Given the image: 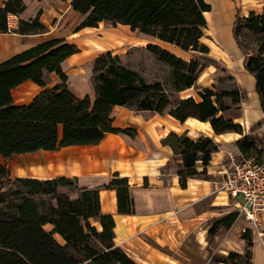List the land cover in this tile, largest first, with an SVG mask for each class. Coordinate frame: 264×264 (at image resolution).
I'll use <instances>...</instances> for the list:
<instances>
[{"label": "trees", "instance_id": "16d2710c", "mask_svg": "<svg viewBox=\"0 0 264 264\" xmlns=\"http://www.w3.org/2000/svg\"><path fill=\"white\" fill-rule=\"evenodd\" d=\"M84 17L80 29L98 27L102 22L129 26L134 31L174 44L191 53L189 59L167 48L148 43L146 50L171 68L172 91L192 88L189 96H175L160 82L121 86L108 83L97 86L96 97H79L67 83L62 63L80 51L76 43L65 38H51L0 62V156L54 151L75 145H95L109 133L134 135L136 128L114 124L112 112L117 106L169 114L184 123L189 118L209 122L216 134L226 131L242 133L236 140L241 154L264 155V143L255 131L264 119L244 134L243 125L226 115L246 98L240 86L217 91L199 84L203 70L211 64L219 75L232 78L209 58L210 46L204 41L211 5L205 0H64ZM25 0L0 2V33L10 30L9 15L22 14ZM253 38V44L241 39V31ZM20 34L48 32L39 16L20 18L13 30ZM238 48L244 54L245 70L255 79V91L264 113V10L247 16L237 13L233 28ZM108 50L95 61L94 73L111 68L117 62ZM56 73L61 82L48 86L47 74ZM27 80L42 89L27 104L14 102L13 90ZM230 99V102H227ZM162 143L174 155L162 172L175 171L182 188L190 178L209 179L208 166L219 143L210 136L196 137L185 131L169 133ZM0 264H141L116 242V219L102 210V186H82L77 176L40 179L11 178L10 170L0 163ZM144 185L149 179L144 178ZM131 182L115 173L104 187L115 189L118 212L132 214L134 200ZM238 216L233 212L210 228L215 234L222 226L230 228ZM51 225V229H47ZM59 235L63 242L56 238ZM247 240L245 253L232 251L228 256L215 254L216 264H253V233L243 232Z\"/></svg>", "mask_w": 264, "mask_h": 264}, {"label": "crops", "instance_id": "0c3cea01", "mask_svg": "<svg viewBox=\"0 0 264 264\" xmlns=\"http://www.w3.org/2000/svg\"><path fill=\"white\" fill-rule=\"evenodd\" d=\"M205 1L211 5V10L206 12L208 30L210 29L213 37L222 45L226 44L229 47L234 45L233 28L237 13L247 16L251 11L263 12L264 10V0ZM26 4L27 8L19 16L9 15L11 16L10 30L0 33V62L50 39V32L54 28L39 34L24 35L14 32L20 18L31 20L39 11H43L42 20L46 23L49 18L55 17L54 26L57 27L61 17L64 16L59 13L63 4L67 6V11L76 12L71 8L69 1L64 0H33L32 4H28L27 1ZM157 41V44L184 57L186 52L176 45L158 39ZM74 55L62 63L63 70L68 76L69 88L79 97L89 95L94 99L96 90L91 79L88 80L82 75L81 69L71 64ZM247 74L250 81L255 84L254 77L248 72ZM59 82L61 80L58 76V81L48 86ZM211 85L202 84L204 87ZM41 89L32 80H27L13 90L14 102L27 104ZM30 91H35L34 95L28 101H21L20 99H25ZM253 94L257 96L256 92ZM242 105L243 101L233 105L234 108L226 115L240 122L245 134L263 120L264 116L258 111L257 117L252 121L245 111L241 114L232 113L235 109L241 111ZM127 108L131 107L117 106L112 112V117L114 124L118 127L136 128L134 135L123 132L109 133L95 145L67 146L58 151L42 150L45 152L44 160L47 163V170L39 173L47 172V176L40 179L55 178L58 176H50V174L60 173L59 176H77L81 185L102 186V210L115 216L116 242L141 264H156L158 261L161 262L160 264H168V261H170L169 264H182V261L174 254L180 251L185 252L186 246L192 244L197 245L201 250L199 251L205 254L200 256V260H190L189 264H211L212 256L217 253L223 256H228L232 251L243 254L246 250L243 232L247 229L254 233L252 262L264 264V215L261 216L257 227L253 226L244 214L239 213V207L244 202V200L241 201V196L235 199L227 190L221 188L224 176L219 171H225L230 166L232 157L240 155L236 140L243 134L235 131L216 134L209 122L196 118H189L181 123L169 114L161 115L148 110ZM137 112L142 115L139 116ZM260 116V120L257 121ZM185 131L194 137L203 134L214 138L219 143V150L212 154L211 164L208 166L210 178H190L187 187L182 188L179 175L175 171L162 172V167L174 155L172 149L164 145L162 140L171 132L181 134ZM254 134L264 143V124ZM22 171L20 170V173ZM115 173L130 179L134 200L132 214L119 213L116 190L104 187ZM145 177L149 179L148 186L144 185ZM233 212H237L238 216L230 228H225L224 232V226H222L215 234L210 232V228L216 221ZM142 233L146 234L152 242L144 240ZM164 249H168L174 257H171ZM141 250L145 251V255L151 250V261L138 259L140 255L137 251L141 253ZM158 253H161V256Z\"/></svg>", "mask_w": 264, "mask_h": 264}, {"label": "rangeland", "instance_id": "374dc122", "mask_svg": "<svg viewBox=\"0 0 264 264\" xmlns=\"http://www.w3.org/2000/svg\"><path fill=\"white\" fill-rule=\"evenodd\" d=\"M2 1L4 0H0V2ZM26 1L28 2V4H32L33 2V0ZM60 8L61 9L59 10V13L64 16L61 17V22L58 23L57 27L54 26V22L56 21L55 17L49 18L48 22L46 23L44 20H42L41 13L43 11H39L36 17L39 16L40 20L47 26L48 30H52L54 28L50 32V39L65 38L66 40L77 44L80 51L72 57L71 64L74 65V67H78L79 69H81L80 71L81 73H83L82 75H84L88 80L91 79L96 92L97 86L105 83H108L107 85L109 86H121L122 84H126L128 82L143 84L160 81L166 86L168 91L173 92L175 96H189L194 93V90L192 88L184 90L180 93L172 91L173 87L171 84L170 66L161 61H158L155 56L145 48L148 43L158 42L155 37L143 34L139 31H134L129 26L121 24L113 25L109 22H102L98 27L95 28L80 29V25L84 17L79 13L73 12L72 10L67 11V6L65 4H63ZM241 39L248 41L250 44H253L252 36L247 35V31L245 30L241 31ZM204 41L209 44L211 48L209 58L212 61H215L219 67L225 69L228 74L233 77L227 78L223 75H219L221 71L216 67V65L211 64L210 66H207L201 73L199 77V84H212L208 87H213L217 91L234 89L240 86L246 92V98L244 99L242 105L243 109L241 111L233 109L234 111H232V113L241 114L245 111L247 113L246 115L252 121L257 117V114L259 112L262 116H264V113L259 106L258 97L254 96L253 94V92H256L255 84L250 81L251 79L249 75L244 70V54L238 48L235 38L234 45L232 47H229L226 44L224 46L219 40L213 37L210 29H207ZM108 50L112 51L113 56L118 55V63L113 65V67L111 68H106L104 71L94 73L93 69L95 66L96 58L101 53H104ZM190 56L191 53H184V58L189 59ZM46 80L50 85L55 81H58V76H56V74H47ZM34 93L35 91H30L25 99L20 100L28 101L34 95ZM227 100V102H230V99ZM127 109L134 110L132 108ZM136 114H139V116L142 115V113L140 112H137ZM260 118L261 116L257 118V121H259ZM58 150H62V148ZM75 152L78 151L75 150ZM44 155L45 152L40 150L33 153L15 154L7 158L0 156V163H4L8 166L11 178H42L47 176V172L44 174L39 173L40 171L47 170V163L44 160ZM20 170L23 171L20 173ZM59 174L60 173L50 174V176H59ZM1 185L2 184L0 183V186ZM241 201L243 202L242 197ZM46 227L47 229H51V225H47ZM225 228L226 227H223L224 232L226 231ZM141 236L144 240L151 241L146 234L142 233ZM56 238L59 241L63 242L62 238L59 235H56ZM164 250H166L171 257L175 256L176 258H179L182 261V264H189L190 260H200V256H202V254H205V252H200L201 250L197 245L193 244L190 246H186L185 252L180 251V253L174 254V256L168 249ZM144 252V250H141V253L137 251V253L140 255L138 256V259L151 261V250L147 251L148 254L146 255L144 254ZM158 254L159 256H161V253ZM160 263V261L156 262V264ZM167 263L169 264L170 261H168ZM210 263L216 264L213 259H211Z\"/></svg>", "mask_w": 264, "mask_h": 264}, {"label": "built area", "instance_id": "2783aa9c", "mask_svg": "<svg viewBox=\"0 0 264 264\" xmlns=\"http://www.w3.org/2000/svg\"><path fill=\"white\" fill-rule=\"evenodd\" d=\"M219 173L224 176L221 188L235 199L243 197L239 213L244 214L253 226H257L264 215V155L240 153L238 157H232L225 171Z\"/></svg>", "mask_w": 264, "mask_h": 264}]
</instances>
